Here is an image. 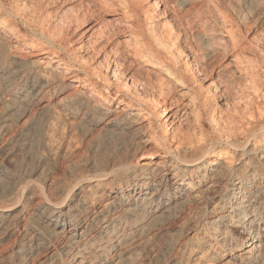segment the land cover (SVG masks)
<instances>
[{
  "label": "bare ground",
  "instance_id": "obj_1",
  "mask_svg": "<svg viewBox=\"0 0 264 264\" xmlns=\"http://www.w3.org/2000/svg\"><path fill=\"white\" fill-rule=\"evenodd\" d=\"M112 1L118 7H141L140 0ZM205 2L169 0L186 20L208 8ZM242 4L232 7L234 23L213 6L229 44L203 28L194 30L203 63L197 51L184 58L181 34L170 25L134 30L132 55L146 69L148 81L125 74L115 61L104 76L86 59L72 57L60 37L74 23L79 29L86 26L88 21L81 24L76 16L74 23L60 20L67 30L55 26L61 32L58 43L50 38L58 49L53 57V48L23 57L20 47L26 40L11 19L26 11L0 7V264H264V103L255 106L253 97L248 107L234 103L238 99L222 107L215 103L212 84L198 86L204 68L230 58L234 69L250 78L245 83L252 86L251 95L264 97V84L257 80L261 54L235 36L240 31L236 20L264 23V0ZM43 23L33 32L48 38ZM152 71L159 73L153 84ZM176 90L187 104L171 102ZM51 92L66 95L61 100L66 112L99 129L104 140L115 137L117 145L130 138L133 146L121 141L110 156L104 152L106 160L84 162L73 145L43 142L57 117V109L46 102ZM168 126L174 127L171 139L164 131ZM77 129L84 140L92 135ZM150 143L157 155L138 156V149ZM35 155L36 168L29 172ZM51 163L55 171L45 173ZM165 234L172 241L162 250L159 241Z\"/></svg>",
  "mask_w": 264,
  "mask_h": 264
},
{
  "label": "rangeland",
  "instance_id": "obj_2",
  "mask_svg": "<svg viewBox=\"0 0 264 264\" xmlns=\"http://www.w3.org/2000/svg\"><path fill=\"white\" fill-rule=\"evenodd\" d=\"M155 1L160 2V7L158 9H156V7H154ZM205 1L206 0H204V2ZM216 2H218V4ZM140 3H141V7H138V8L133 7V9H132V7H127V5H125V3L122 7H118L113 1L110 2V0L109 1L108 0H0V7L4 8L5 10L8 9V10H13V11L14 10L19 11L20 9L23 8L24 10L23 9L22 10L26 11V14L20 13L21 17L19 15V18L11 19L13 24L16 25V27L20 30L21 34L23 35V37H25V40H26L25 45H27V46L23 45V47H22V45H21V47H20V50H22L21 55L23 57L27 58V56L37 54L38 49L39 50H41V49H44V50L50 49L51 50L52 48L54 49L55 47H57L51 43L50 38L55 37L54 40L52 39V41L55 42V40H56V43L59 42V40L57 41V39L60 36V32L64 27H66V26H63L62 23L60 24V22H61L60 20L65 21L67 19V21H73V23H74V21H75L74 18L80 17L81 24L88 21L86 26L85 25L80 26V29H79L78 26H76L77 24L74 23L71 30H69V32L64 31V33H63L64 36L62 35L63 38H62V36L60 37L62 40L66 39L65 41L63 40L65 43L64 45L68 49V51L71 53V55H73L72 57L82 58L84 60L86 59V62L87 63L89 62V64H90V65L88 64L89 66L98 68V70L104 76L107 74V71L109 69H111L112 62L115 61L116 62L115 64H117L118 66L120 65L119 68L125 74L128 73L127 75H129V74L131 75V73H132L135 76L138 75V77H142L146 81L149 80V76H148V73L146 72V69L145 68L143 69L141 62L139 60H135L133 55H132L133 51L135 49V46H136L135 45L136 43H135L134 37H133L134 34H132V32L134 30H137V29L142 30L143 29V31H144L148 28L147 25H154V24H155L154 26L156 28H158V27L163 28L162 26H165V24L170 25L175 30L176 34H179V35L181 34V38H180L181 43H179V46H180L182 52H184V55H183L184 58L192 56L193 53L197 51L196 53L199 55V60L201 61V62L200 61L199 62L203 63L201 59L203 57L204 51H203V49H201L202 47H201V44L199 43V41L197 43L196 42L197 40L194 39V34H193V33H195L194 30L197 31L200 28L201 29L203 28L202 30L208 31V33L207 32L206 33L208 35H210L211 37H213V35H214L213 38L216 39L218 42H223V43L229 44L231 37L229 35H227V30L224 29L225 27L223 26V20H222L221 16L219 17V15L216 11L214 12L215 9L213 6L214 5L217 6L218 8H220V10H222V12H227L229 15V20L230 19H231V21L233 20L232 21L233 23H234V11H233L234 9L233 8L234 7H244L242 4V0H229V3H226L224 0H207L205 3L208 4V8L206 7L202 11V13H201L202 15L201 14L197 15V12H196V14L195 15L193 14V16H191L192 14L189 15V18L186 20V19H183L181 16L182 15V9L180 7L178 8V7L172 6L169 3V0H140ZM105 5H107V6H105ZM209 7H210V9H209ZM130 9L135 10V11L137 10L135 12L136 14L134 13L135 14L134 16L130 15V14H132V12L129 13ZM125 10H127V11H125ZM23 11H21V12H23ZM212 11H213V13H212ZM198 12L200 13V11H198ZM23 15H25V16H23ZM63 15H65V16H63ZM204 15H205V17H204ZM61 16L63 17V19ZM136 16H137V18H136ZM196 16H200V17H196ZM190 17L192 18V20ZM203 17H204V19H203ZM199 19H200V21H199ZM26 20L30 22L28 25L25 24ZM41 20H42V22H44L43 23L44 28L46 27L45 29L48 30L47 31L48 38H44L41 34H38V33L36 34L35 32H33L34 27H37L40 25V23H42ZM83 20H86V21H83ZM235 22H236L237 26H239L238 28L240 30L239 32H237L235 34V36L237 37V40L240 42V44L243 43L246 46L252 45V46H254V48L257 46L256 48L258 49L259 53L262 56V57L260 56V59H262V61H261L262 63L260 65H257V68H259V66H261L257 72V75H258V73H260L258 76L260 78H258L257 80H259V83L261 82V85H262V84H264L263 83L264 82L263 81L264 80V65H263L264 64V23H260L259 21H257V19L255 20L252 18H249L246 21H244L247 26L245 25L244 22L242 24V22L239 20H236ZM186 23L192 24L191 26L193 28L190 26V24H186ZM238 23H239V25H238ZM55 26H57V28L61 27V30H59L60 28L57 29ZM87 26H89V27H87ZM90 27H94V30H92V32L86 33V31H88ZM133 28H135V29H133ZM160 28H158V30H160ZM204 28H206L207 30ZM64 30H67V27L64 28ZM75 31H76V33H75ZM58 33H59V36H56V35H58ZM219 40H221V41H219ZM33 46L35 47V51H34L35 53L31 52V49ZM190 48L193 52L190 50ZM53 49L51 50L52 54H50L49 57H51V56L53 57V53L55 52V50L57 48H55L54 50ZM28 58H31V57H28ZM230 61H231L230 58H224L222 61L219 62V64L216 65V67H214V68L212 67L209 69L204 68V71L206 73L204 72L203 73L204 76L200 77V79L198 81V86H200V85L205 86V84H207L206 86H208V85L212 84L213 89L217 90L215 103H217V105L222 106V107H225L226 104L233 102L232 101L233 99L234 100L238 99L240 102L234 101V103H238V104L240 103L241 107H243V106L246 107L248 105V102L250 105L252 100H253L252 104L254 102L255 106L256 105L258 106V104L260 105L261 103H264L263 102L264 97L262 95L263 93H258V95H256V92H255V96L254 95L252 96L251 94L254 93V92H252L254 90L251 88L252 86L250 84H248V82L250 81V78L248 77L249 78L248 79L247 76L238 73L234 69V67L230 64ZM107 66L110 68H108ZM76 68H77V70L79 69L78 67H76ZM152 73H153V76H151V78H152L151 83L153 84L154 80H155L154 82H156L159 73L157 71H152ZM140 74H141V76H140ZM260 79H261V81H260ZM247 80H249V81L245 83V81H247ZM247 84L249 87L250 86L251 87L249 88L247 86ZM245 85L248 88L247 87L244 88ZM250 89H251V91H250ZM249 92H251V93H249ZM227 93H229V94H227ZM243 93H244V95H243ZM245 95H247V96H245ZM259 95H261V97H263L262 100H261V98H259L260 97ZM65 96L66 95H61L57 92H54V93L51 92L49 97L46 100L47 103L50 102L52 104V106H54L53 107L54 111H56V109H57V111H59V112L56 111L55 113H56L57 117L56 116L54 117V121L53 120L50 121V123H49L50 124L49 125V129H50L49 134L45 138V140H43V142L51 143V144H53V143L57 144L58 143L57 145L62 144L61 146L64 145L63 147H65L66 144H67L66 147L67 146L69 147L70 145L72 147V145H73L72 149H74V151L77 153L80 152L79 154L83 157L82 160L84 162H87L88 160H90L91 157L94 158L96 161L97 160H99V161L103 160L104 161V157L106 160L108 158L107 156H110L113 152L116 151L117 148H119L118 146H120V142L122 141V139L121 140L119 139L120 140L118 142L119 145L118 144L116 145V143H117L116 141H118V139L115 137H112L113 139H115V143L111 145V144H109V142L111 141V143H112V141H114V140H112V138H111V140L109 139L110 141L108 139L104 140V138H105V136L103 137L104 133L101 132L99 129H94L92 126H89V124L84 122V121L82 123H80L79 120H76L73 116L69 115L66 112L65 104L61 101L62 98H64ZM248 96H249V98H248ZM253 97H255L256 102L254 101ZM244 98H246V99H244ZM175 99L180 101V104L181 103L182 104L188 103V98L186 99V96L181 95L179 90L175 91V94H174L171 102L173 101L172 103H175L174 102V101H176ZM240 99H242V101ZM256 103H258V104H256ZM244 104L245 105L247 104V105L245 106ZM60 117H62V118H60ZM9 124L11 125L12 123H9ZM77 126L82 127L83 130L85 128L86 130H84V131H86L87 133H89V131H90V134H92V135H90V137L92 136L91 137L92 139H89L90 138L89 137L87 140L85 139L86 140L85 141L84 137H83V133L81 131H79V129H77ZM184 126L182 124L179 128H184ZM56 128H57V130H56ZM167 128L164 131L169 135V137L171 139L173 137L172 130H174V127H172L173 129L171 128V126H168ZM91 130L93 131V133ZM158 130H159L158 131L159 133L162 132V130L160 128ZM56 131L59 134H56ZM71 131L73 134L71 133ZM95 131H97L98 133ZM75 133H76V135H75ZM102 133H103V135H102ZM94 134H95V136H94ZM43 138L44 137H42V139ZM59 138H60V140H59ZM77 138H78V140H77ZM49 139H50V141H49ZM54 139H55V142H54ZM94 139H95V141H94ZM97 139L99 141H97ZM126 139L127 138H125L123 140L124 144H125V142H127L128 144L126 143L124 146H126V145H129L128 147L133 146V145H130L132 143V140L130 138H128V140H126ZM61 140L63 143L61 142ZM103 140H104V142H103ZM123 141L121 142V145H123L122 144ZM129 141H131V142H129ZM91 142H92V144H90ZM70 143H72V144H70ZM74 143H76V145ZM97 143H98V145H96ZM107 144L109 145V147ZM79 146H81V147H79ZM91 147H93V149ZM95 147H97V148H95ZM110 147H111V150H110ZM115 147H116V149H115ZM96 149L98 151H96ZM104 149H106V150H104ZM107 149H108V151H107ZM140 149L141 150L139 151V149H138V152H137V154L139 153L138 156L145 155L147 157H152V156L157 155V148H156V145L154 143H150L148 146H145V147L141 146ZM112 150H114V151H112ZM81 151H84V152H81ZM89 151H90V153H89ZM104 152L105 153L107 152L106 153L107 156H106V154H104ZM86 154H88V157ZM36 162H37V158L35 155L30 160L29 169H28L29 172H32L35 170ZM54 165H55L54 163H51V165H48L46 167L45 173H48V172L53 173V171H55V169H56V165L55 166ZM51 169H52V172H50ZM39 177L41 178L42 176H38L36 179H34V180H36L35 182L39 183L40 180H42V178L40 179ZM162 236L163 237L160 238L161 241H159V243H161V245L163 246L162 250L163 249L165 250L169 246L168 244H170L172 240H171L170 235H169L170 237L166 234H165V236L164 235H162ZM164 239H167V240H164ZM7 244L8 243H5L4 245H7ZM161 245L159 244V246H158L159 250H161V248H160ZM165 246H166V248H164Z\"/></svg>",
  "mask_w": 264,
  "mask_h": 264
}]
</instances>
